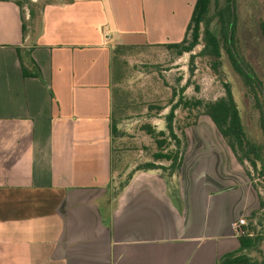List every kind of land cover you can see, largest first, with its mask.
I'll return each instance as SVG.
<instances>
[{
  "label": "crops",
  "instance_id": "0c3cea01",
  "mask_svg": "<svg viewBox=\"0 0 264 264\" xmlns=\"http://www.w3.org/2000/svg\"><path fill=\"white\" fill-rule=\"evenodd\" d=\"M195 0L0 1V264H219L259 209L212 120L187 124L173 176L114 182L117 47L181 42ZM21 58L39 77L25 76Z\"/></svg>",
  "mask_w": 264,
  "mask_h": 264
},
{
  "label": "rangeland",
  "instance_id": "374dc122",
  "mask_svg": "<svg viewBox=\"0 0 264 264\" xmlns=\"http://www.w3.org/2000/svg\"><path fill=\"white\" fill-rule=\"evenodd\" d=\"M61 1L30 0L36 11H40L48 2ZM236 7L238 23L235 44L242 59L264 83V32L261 27L264 21V0H237ZM24 10L28 12V5ZM202 48L203 44H200L192 53L179 58L161 46L126 47L115 54V58L120 56L122 60L115 63L113 84L115 103L118 106V128L122 135L114 141L115 156L121 157V170L114 182L125 183L137 165L153 161V154L158 150L157 144L143 129L144 126L151 125L157 131L165 130V117L171 108L180 100L183 103L192 102L188 107L182 104L176 110L174 125L180 136L187 124L194 123L200 114H205L201 107L194 106V100L209 101L224 96V83L231 86L248 133L254 137L259 136L260 113L239 74L233 70L224 54L221 60L223 65L218 72L207 58L197 56L192 60L191 57ZM171 149L174 150V146L167 150ZM163 164L168 165L169 162L164 161ZM245 167L252 171L248 163ZM159 172L169 176L168 172ZM259 182L256 178L253 180L255 185ZM256 186L264 199V185L259 183ZM248 254L262 261L264 240L257 250L249 251Z\"/></svg>",
  "mask_w": 264,
  "mask_h": 264
},
{
  "label": "trees",
  "instance_id": "16d2710c",
  "mask_svg": "<svg viewBox=\"0 0 264 264\" xmlns=\"http://www.w3.org/2000/svg\"><path fill=\"white\" fill-rule=\"evenodd\" d=\"M0 1H12L19 7L24 36L26 12L24 7L28 5L30 19H32L35 9L33 4H31L30 0ZM236 3L237 0H195L192 17L184 39L179 43L165 44L164 47L174 57L179 58L184 54L192 53L198 45L203 44L202 50L198 54L193 55L191 57L192 60L197 56L207 58L212 62V68L218 72L223 65L221 60L224 54L232 65L233 70L239 74L245 89L255 100V108L260 113L258 137L248 133L233 91L228 83H224V96L209 101L196 99L194 100V106L201 107L204 113L209 116L232 150L237 162L243 168L246 163L252 168L253 172L247 167L244 169L251 184L258 192L256 185L259 183L264 185V83L258 78L253 68L242 59L235 44V30L238 23ZM261 27L264 32V21ZM123 48L126 47L115 48L114 53L119 54ZM21 64L25 76H40L38 67L31 60L26 65L21 58ZM182 104L188 107L192 102L183 103L180 100L171 108L165 117V130L157 131L151 125L143 127L146 133L155 140L158 150L153 154V161L137 165L131 171L125 184L137 171L162 170L163 172H168L169 177H173L182 167L186 146V128L181 130V135L179 136L174 125L176 110ZM117 107L114 102V111L111 119V137L113 140L122 135L118 128ZM172 146H174V150H167ZM164 161L169 162V164H163ZM255 178L260 180L256 185L253 183ZM258 196L259 209L248 217L247 224L240 231V249L237 252L225 255L220 259L219 264H264V258L259 261L248 254L249 251L257 250L264 240V199L259 193Z\"/></svg>",
  "mask_w": 264,
  "mask_h": 264
},
{
  "label": "built area",
  "instance_id": "2783aa9c",
  "mask_svg": "<svg viewBox=\"0 0 264 264\" xmlns=\"http://www.w3.org/2000/svg\"><path fill=\"white\" fill-rule=\"evenodd\" d=\"M246 223V219L245 218H240L236 224H235V229L237 230V232L240 234V231L242 229L243 226H245Z\"/></svg>",
  "mask_w": 264,
  "mask_h": 264
}]
</instances>
